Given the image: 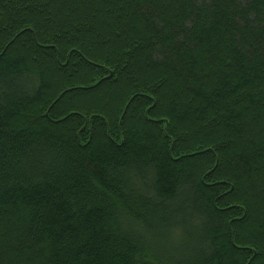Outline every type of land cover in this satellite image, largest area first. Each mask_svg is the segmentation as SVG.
I'll return each instance as SVG.
<instances>
[{
  "label": "trees",
  "instance_id": "obj_1",
  "mask_svg": "<svg viewBox=\"0 0 264 264\" xmlns=\"http://www.w3.org/2000/svg\"><path fill=\"white\" fill-rule=\"evenodd\" d=\"M0 242L264 264V0H0Z\"/></svg>",
  "mask_w": 264,
  "mask_h": 264
},
{
  "label": "bare ground",
  "instance_id": "obj_2",
  "mask_svg": "<svg viewBox=\"0 0 264 264\" xmlns=\"http://www.w3.org/2000/svg\"><path fill=\"white\" fill-rule=\"evenodd\" d=\"M41 49V48H40ZM82 58V57H81ZM54 89V88H53ZM53 92V91H52ZM83 106V105H82ZM115 111V110H114ZM111 112H113V111H111ZM119 112V111H118ZM108 134V133H107ZM120 135V134H119ZM39 258V257H38ZM43 260V259H42ZM1 262V261H0ZM32 262H34V261H32Z\"/></svg>",
  "mask_w": 264,
  "mask_h": 264
},
{
  "label": "rangeland",
  "instance_id": "obj_3",
  "mask_svg": "<svg viewBox=\"0 0 264 264\" xmlns=\"http://www.w3.org/2000/svg\"><path fill=\"white\" fill-rule=\"evenodd\" d=\"M0 245H2L1 242H0Z\"/></svg>",
  "mask_w": 264,
  "mask_h": 264
}]
</instances>
